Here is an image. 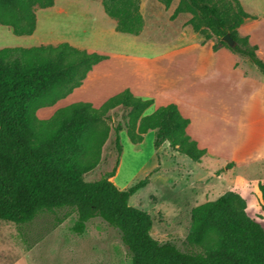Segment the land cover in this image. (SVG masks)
Instances as JSON below:
<instances>
[{
    "label": "trees",
    "instance_id": "16d2710c",
    "mask_svg": "<svg viewBox=\"0 0 264 264\" xmlns=\"http://www.w3.org/2000/svg\"><path fill=\"white\" fill-rule=\"evenodd\" d=\"M55 1L0 0V25L11 27L16 36H31L37 29L38 9L53 7ZM159 1L169 8L174 0ZM215 1L180 0L172 18L192 13L189 24L202 34L195 22L196 16L201 17L222 46L247 57L264 73V62L249 37H238V29L250 16L238 0H234L236 10L228 4L219 8ZM102 5L116 21L117 32L133 36L144 32L141 0H102ZM227 34L236 41L235 47L222 40ZM108 59L69 43L0 50V221L22 226L44 211L69 208L77 215L72 228L76 234L85 233L96 218L118 230L131 264H264V227L249 216L247 201L239 193L227 192L192 210L189 242L199 249L182 251L171 242L154 239L151 216L130 205L145 181L121 190L111 180L116 168L97 181L85 180L99 165L109 139V113L120 106L130 110L127 135L134 145L155 132L156 147L168 142L179 154L201 162L207 151L188 134L190 120L177 105L146 114L154 101L135 97L127 89L100 108L80 102L59 109L48 120L37 117L39 109L69 96L96 65ZM122 131L120 125L115 128L119 154L123 153ZM259 189L264 211V184Z\"/></svg>",
    "mask_w": 264,
    "mask_h": 264
},
{
    "label": "rangeland",
    "instance_id": "374dc122",
    "mask_svg": "<svg viewBox=\"0 0 264 264\" xmlns=\"http://www.w3.org/2000/svg\"><path fill=\"white\" fill-rule=\"evenodd\" d=\"M215 2L219 8L226 9L228 4L231 9H237L234 0H216ZM187 15L193 18L192 13L188 12ZM200 18L196 16L195 19L196 25L201 28L200 37L189 35L184 40L188 41V50L166 56V59L160 61L163 66L161 70L148 72L140 68V72H136L138 70L136 69L133 73L131 69L135 62L133 57L129 55L116 57L111 63L99 69L90 84L89 91L101 89L111 80H115L119 85L138 86L137 90L140 94L138 97L158 101L160 104L157 108L151 106L146 114H151L162 106L178 103L181 97L190 95L196 88V84L191 79L183 82L178 80V76L184 71H180L181 65L190 67L194 59L201 60L208 57L203 49H207L210 45L202 46L203 44H199L197 40L200 38V43L209 41L217 48L222 46L221 40L205 27ZM238 37L243 39L239 34ZM149 75H152L151 79L148 78ZM219 87H222L221 82L217 85L212 83L210 86L212 90H216V97H223V89L221 92ZM115 89L114 87L104 89L102 93L106 94ZM219 103L216 104V108L219 106L225 110L224 99ZM249 104L247 103L248 115L241 119L242 125L247 128L241 134L240 141L244 148L245 145L252 148L248 152V157L252 158L256 156L255 153L264 152V146L257 145L261 142L259 131L256 128H249L259 126L256 123L258 117L254 116L255 103L249 102ZM59 109L61 106L57 111ZM129 112L128 108L120 106L109 113L108 123L112 127L109 139L102 149L99 165L85 175V180L97 181L116 168V175L111 180L121 190H127L145 181V187L130 199V205L151 216L154 239L161 243L171 242L182 251H198L199 248L189 242L192 210L199 205L216 200L227 192L241 194L247 201L249 216L264 227V211L261 208L262 193L259 189V185L264 184V161L238 168L230 163L220 166L214 161L209 169L203 170L187 156L171 148L168 142L156 147L155 132H149L142 144L134 145L127 135ZM215 113L223 114L221 110H216ZM212 122L213 124L205 130L211 132L212 145L219 149L220 143L225 142L229 134L223 136L217 134L216 132L220 131L219 119H214ZM119 125L123 129L120 133L122 154L118 153L115 145V128ZM230 132L228 140L236 142L235 131L230 130ZM76 220V213L69 208H64L52 212L44 211L27 225L18 226L15 223L0 221V264L132 263L118 230L110 227L101 218H96L87 224L85 233L79 235L72 231Z\"/></svg>",
    "mask_w": 264,
    "mask_h": 264
},
{
    "label": "crops",
    "instance_id": "0c3cea01",
    "mask_svg": "<svg viewBox=\"0 0 264 264\" xmlns=\"http://www.w3.org/2000/svg\"><path fill=\"white\" fill-rule=\"evenodd\" d=\"M238 1L245 13L250 16L238 29V34L243 38L249 37L250 46L256 48V55L264 62V0ZM179 4L180 0H174L167 8L159 0H141L145 29L140 36H133L116 31V21L106 15L102 0H56L53 7L38 9L37 29L31 36H16L11 27L0 25V50L69 43L89 53L109 56L108 60L93 68L81 87L59 100L54 107L39 109L37 116L41 120H48L59 106L64 108L80 102L91 103L95 108H99L108 99L127 89L135 97L140 96L138 86L119 85L115 80L106 82L101 89L89 91L90 84L99 69L111 63L116 57L127 55L133 57L135 60L131 66L133 73L136 69H138L136 72H140V68L148 72L151 70L156 72V69L163 68L160 61L166 59V56L188 50V41L184 40L189 35H199V33H196L189 24L191 18L188 17V13H180L176 18H172ZM176 39L178 40L174 42ZM197 41L203 44L202 46L210 45L208 50L203 49L208 57L201 60L194 59L190 67L181 65L180 71H184L178 76V80L183 82L191 79L196 84V88L190 95L181 97L178 103H175L181 114L190 120L188 134L198 143L199 148L207 151L201 162H195L196 165L206 170L214 161L220 166L230 163L235 168L263 162L264 152L255 153L256 156L252 158L248 157V152L252 148L246 145L244 148L240 136L247 128L241 123V119L248 115L247 103L254 102V116L258 117L256 123L259 126L249 128H256L259 131L261 142L257 145L264 146V73L247 57L225 46L214 49V44L209 41L200 43V38ZM148 78L151 79L152 75ZM220 82L222 87L219 89L221 92L223 89V97H216V90H212L210 86L212 83L217 85ZM113 87L116 89L106 94L102 93L104 89ZM223 99L226 105L225 110L219 106L216 108V104H220L219 102ZM159 105L158 101H155L153 106L157 108ZM249 107L252 110L251 104ZM216 110H221L223 114H216ZM214 119H219L220 122L218 126L220 131L216 133L220 136L230 135L232 132L230 130H233L237 135L236 142L228 140V135L226 141L220 143L219 149L213 147L210 140L211 132L206 131L205 128H209ZM244 161L247 162L243 163Z\"/></svg>",
    "mask_w": 264,
    "mask_h": 264
},
{
    "label": "water",
    "instance_id": "95a60500",
    "mask_svg": "<svg viewBox=\"0 0 264 264\" xmlns=\"http://www.w3.org/2000/svg\"><path fill=\"white\" fill-rule=\"evenodd\" d=\"M222 40L226 42L230 47H235L237 45L236 41L231 37L230 34L224 36Z\"/></svg>",
    "mask_w": 264,
    "mask_h": 264
}]
</instances>
